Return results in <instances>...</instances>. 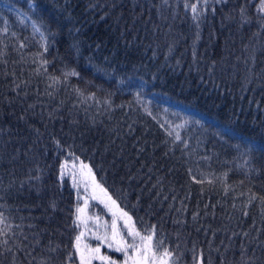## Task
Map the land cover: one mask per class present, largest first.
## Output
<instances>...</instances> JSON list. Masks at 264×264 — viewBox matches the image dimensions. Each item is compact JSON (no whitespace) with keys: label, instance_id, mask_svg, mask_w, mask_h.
Masks as SVG:
<instances>
[{"label":"trees","instance_id":"obj_1","mask_svg":"<svg viewBox=\"0 0 264 264\" xmlns=\"http://www.w3.org/2000/svg\"><path fill=\"white\" fill-rule=\"evenodd\" d=\"M260 1L0 0V264H79L87 196L70 153L116 201L121 232L123 210L179 244V264H264Z\"/></svg>","mask_w":264,"mask_h":264},{"label":"snow or ice","instance_id":"obj_2","mask_svg":"<svg viewBox=\"0 0 264 264\" xmlns=\"http://www.w3.org/2000/svg\"><path fill=\"white\" fill-rule=\"evenodd\" d=\"M166 2V0H165ZM217 3L221 2H227V0H216ZM204 5L208 4V0H203ZM186 8H191L194 19H198L201 15H203V10L198 7L197 3H193L191 5L185 4ZM215 11V9H213ZM247 9L244 7H241L240 13H241V19L245 22H248L245 13ZM260 12H264V0H261V5L259 8ZM39 31V28L36 29ZM46 64L47 61H44ZM73 75H76V73H72ZM171 135V133H169ZM176 139H180L179 135H177ZM70 157L73 158L72 165H71V179H72V185L77 189V199H81L79 196V186L81 183V180L77 179V176L83 178L84 176H87L91 180V185L93 187V191L95 192V189H99L101 192L104 193V195L107 197L108 201H111L112 205L116 204L115 200H112L110 196L107 195V189L103 188L99 183L96 182L95 176L92 172V168L89 167L87 164H84L82 161L79 164V168L77 170V165L75 161L79 160L78 156H75L74 153L69 154ZM69 161L65 160L63 164H61L60 168V176L63 177L65 175V169L68 167ZM85 169L87 170L85 172ZM193 180H196V177H193ZM198 183H202L203 181H196ZM210 183V181H209ZM88 182L84 181V187L85 191L88 189ZM84 199V204L76 206V219L73 221L74 228H80L83 226L85 229L87 228V217L84 216L85 209L88 207V200L87 198ZM92 199H96L95 194H93ZM252 199H256V197H253ZM261 203L264 204V198H260ZM103 202V201H102ZM106 207H108V204H105ZM50 207L55 210V203L53 202ZM244 215H247V212L244 213ZM113 216L115 217V213H113ZM121 217L125 218L124 228L127 229L126 233L121 232V230L117 227V221L116 218L113 219L111 224V234L105 232L103 236L96 235L95 239L99 240L101 244L107 243L108 248H113V244H115L114 251L116 252H123L125 256V260L120 262V264H129V261H131V264H179L180 261V245L177 244L171 249L167 246H165L164 238L163 236H157V228L156 225H151L149 227H146L142 230H138L134 223H130L132 221V217L129 216L127 212H124L121 210ZM195 219V217H193ZM6 217L2 212H0V225H3L4 227H0V235H6L5 229L10 228L8 224H6ZM98 219V217H97ZM29 227H32V225H29ZM15 235V233H13ZM233 235H236V233H233ZM245 236L248 235V233H244ZM85 237V231H80L77 235L74 236L72 248L75 251L76 256L79 258V264H93L94 260H100L102 264H118V262L114 259H112L108 255L101 254V248L100 245H97L93 247L91 244L88 243H82L83 238ZM128 238H131L130 241ZM24 240H27L28 237L24 236ZM3 243L6 245L7 240L3 241ZM39 241H37V244ZM20 250H24V246L21 245ZM34 250V249H33ZM6 251L12 252V248H6ZM49 251H56L55 248H50ZM131 251V255L129 254ZM28 255H31V252L28 253ZM69 260L72 259L71 253L68 257Z\"/></svg>","mask_w":264,"mask_h":264},{"label":"rangeland","instance_id":"obj_3","mask_svg":"<svg viewBox=\"0 0 264 264\" xmlns=\"http://www.w3.org/2000/svg\"><path fill=\"white\" fill-rule=\"evenodd\" d=\"M85 172H86V170H85ZM77 179L81 180L80 187L83 188L84 190H85L84 181L88 182V185H89L88 189H87V191H84L85 196H87L86 198L88 200V203L95 202V203L103 205L107 210V215H108V218L110 220L106 223L105 220L99 214L91 215V214L87 213V211L85 209L84 216L88 218L87 224H89V225H87V228H86L87 231H85V237L83 238L82 243L91 244V241L95 239L94 234L101 235V234H105V232H107L110 236L111 231H112L111 224H112L113 219L116 218L113 216V213H115V216H116L117 211L115 208H113V205L111 204V202L107 200V198L103 192H101L99 189H95V192L93 191V187L91 185V180L87 176H84L83 178H81L78 174ZM93 194H95L96 199H92ZM105 204H108V207H106ZM97 217H98V219H97ZM117 227H118V224H117ZM100 245H106L107 246V243H103V244L100 243ZM114 248H115V244H113V248H110V249L113 250Z\"/></svg>","mask_w":264,"mask_h":264}]
</instances>
